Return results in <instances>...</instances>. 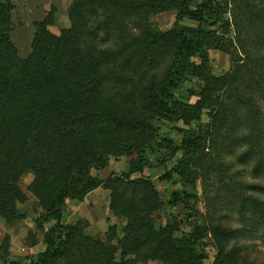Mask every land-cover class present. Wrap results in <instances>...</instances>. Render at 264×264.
Wrapping results in <instances>:
<instances>
[{
  "label": "rangeland",
  "instance_id": "374dc122",
  "mask_svg": "<svg viewBox=\"0 0 264 264\" xmlns=\"http://www.w3.org/2000/svg\"><path fill=\"white\" fill-rule=\"evenodd\" d=\"M80 1L82 6H75ZM0 2V73L10 78L0 107V264L35 262L49 230L60 234L50 264H264V222L250 210L254 201L264 203V0H191L188 7L179 6L181 11L169 9L178 4L169 0L166 10L148 14V20L154 32L173 31L161 39L155 54L139 55L134 62L127 42L143 25L135 15L125 16L122 25H103L105 11L99 18L91 16L97 5L88 0ZM70 28L81 29L80 43L74 35L70 47L60 42L48 49L47 58L69 57L78 63L84 56V74L78 66L55 69L61 77L59 92L65 88L72 94L75 88V99L67 101L75 110L58 96V140L37 136L33 123L42 119V129H50V120L44 122L40 108L38 115L33 112L40 97L23 107L25 100L7 96L15 91L25 96L20 94L25 75L35 74L30 66L21 71L14 62L32 54L37 34L58 37ZM93 44L106 51L96 60ZM64 77L74 80L64 83ZM104 96L105 103L112 97L113 113L99 100ZM186 104L193 107L188 121L172 112ZM91 105L95 120L68 123L67 113L84 115ZM218 107L221 118L215 120ZM97 121L107 129L98 138L109 140L108 150L130 145L135 151L132 156L110 154L104 167L91 168L102 183L81 200L68 199L56 227L55 220L46 218L45 197L67 182L64 161L79 164L106 147L92 143ZM70 131L76 138L74 153L73 143L65 140ZM36 140L55 146L48 161L64 170L52 169L56 180H50L48 170L30 166L33 156L19 154L21 144L31 146ZM81 145L88 148L85 154ZM137 156L144 165L130 170L129 162ZM130 181L152 183L144 184L146 193L139 188L136 200L145 205L143 216L155 222L161 250L155 242H142L135 254L131 239L123 236L127 219L120 211L133 196Z\"/></svg>",
  "mask_w": 264,
  "mask_h": 264
},
{
  "label": "trees",
  "instance_id": "16d2710c",
  "mask_svg": "<svg viewBox=\"0 0 264 264\" xmlns=\"http://www.w3.org/2000/svg\"><path fill=\"white\" fill-rule=\"evenodd\" d=\"M90 3L92 2L93 5H97V7L95 9H92L91 11H93L92 15L93 17L99 18L100 16V12L101 11H105L103 20L100 21L101 23H103V25H109V24H123V18L125 16H130V15H135L136 17L141 18L143 25H140V34L138 36L136 35H131V39L130 41H128L127 44L129 49L128 54H131V61H137L138 56H150L155 54L154 52V48H157L160 44V41L162 38L167 37L171 31L173 30H168L163 32L162 30H157V31H153L149 25L151 24V21L148 20V14L153 13V12H161L166 10V7H168V1L166 0H102L101 3L99 0H88ZM175 1V3L177 4V7H170L169 9H178V11H181L179 9V6L182 5L183 7H188L189 3L191 2V0H173ZM180 2V3H179ZM6 6L7 8H9L10 3L9 1L6 2ZM81 1L75 6H82L81 5ZM2 3L0 2V7H2ZM74 5V4H73ZM89 6L92 7V4H90ZM74 7V6H73ZM82 8V7H81ZM83 12V10H82ZM186 14H190L192 17L195 16V14L192 11L185 10ZM84 14V13H83ZM82 17V16H81ZM96 30V29H95ZM131 32H134V30H129ZM126 32V35H130V32ZM80 32L82 33L81 29H77V28H70L69 30L66 31V33L64 35H60L58 37H53L49 34V36L46 35V37H42L41 35H36L35 40H34V46H33V50H32V54L29 55L26 59L24 60H15L14 63H16L18 65V67H20V70L23 71L24 67L26 66H30V68L33 69V71L35 72L34 77H32L30 74H26L25 78H24V85L21 86L20 90H21V95H25L23 97H21L19 95V93H17V91L15 92H11L8 93L7 96L10 97H14V99L19 98L20 101L25 100V103H23V107L26 105H33V104H29L30 102H33L35 99H37V96L40 97L37 102H35V106L33 109V112L35 114H37L38 109L40 108L42 111L40 112L39 116H44L43 120L44 122H46L47 120H50V125L51 128L50 129H42V123L41 120L39 121V119H34L35 123H33V125L35 126V134L37 136L43 135L45 133V137L51 136L52 138H55L56 140H58V136L60 134V130H59V124H58V114H56V111H58L60 109V105H62L60 103V99L58 96H64L65 98L62 100V102L64 103L65 107H70L75 110L73 105H68L67 101L69 99V97H73L75 99V88L71 89L72 94L68 93L67 89H63L62 92H59L58 86L59 84H61V77L58 74V78L57 76H55V69L57 67H61V66H65L66 69H71L72 67H80V70L82 71V74H84L82 69H85V58L84 56L82 57L81 60L78 61V63H76L75 58H69L67 57L65 60H61L58 57H55V59L51 62H49L48 58H47V53H48V49L52 48L54 49L55 47L58 46V44L60 42H62V44L69 46L70 47V41L72 40L71 37L76 38L77 40V34ZM68 33L70 34V37L68 35ZM86 34H89V32H87ZM83 36V35H82ZM82 36L80 37L82 40ZM71 38V39H70ZM70 39V40H69ZM69 40V42H68ZM262 40V39H261ZM77 41H79L80 43V39H78ZM91 47L93 48L91 51V56H93L94 58L99 54V53H104L106 52L105 50H99V48L97 47L96 44L91 45ZM122 48V47H121ZM144 48L146 50H144ZM123 49V48H122ZM121 49V50H122ZM118 51H120V49H118ZM146 51V53H145ZM175 51H171V55H175L174 53ZM71 53V52H70ZM177 54V53H176ZM79 56H82L81 54ZM97 58H95L96 60ZM251 62L254 61L253 57H249L248 58ZM72 60V61H71ZM143 60V58H142ZM97 62V61H96ZM250 62V63H251ZM97 63H95L96 66ZM173 67L177 68V66L174 64L173 60H171L170 63ZM82 68V69H81ZM53 69L51 71V73H47L48 70ZM194 69H198V68H194ZM73 70H70L68 74L72 75L73 74ZM5 74V73H4ZM3 73H0V107L3 106V97L4 95H6L7 93V87H8V83L10 78L8 79ZM33 74V73H31ZM199 74V73H198ZM202 74V73H200ZM41 75H44V77H41ZM203 76V75H201ZM41 78L38 79V78ZM90 77V75H88V78ZM87 78V80H88ZM72 80L74 79H70V77H64L63 78V82L64 83H70L72 82ZM96 84L98 87L101 86L99 80L96 79ZM121 84V83H119ZM175 80L170 81V85L174 86ZM48 87H45V86ZM37 89V91L35 92V95L33 94V90ZM101 92V91H99ZM80 96H84V93H80ZM41 96H44L41 98ZM166 96L171 97L172 95L170 93H166ZM53 99H48V98H52ZM106 98L107 96H104L102 98H100L99 100H102L104 103L106 102ZM98 100V101H99ZM112 97L111 99H109L108 103H105L106 107L109 106L108 110H111L112 113L114 112V107H112L111 105L112 103ZM153 103H155V100H152ZM159 102H164L162 100H160ZM103 103V104H104ZM75 105V104H74ZM158 105V104H157ZM64 107V108H65ZM191 106L189 105H183L182 107H177L174 108L175 110L172 111L174 113H177V117L184 119L186 121H188L191 117H192V112H193V107L191 109H189ZM67 108V109H70ZM95 108V105H91L90 109H86L85 110V114L84 115H79L76 116L74 113L76 111H74L73 113V109H72V113L74 114V116H69L67 113V120L68 123H77L78 119H85L86 118H90L93 117V120H95L96 115L94 116H90L92 113V109ZM66 109V108H65ZM7 109H5L6 111ZM90 110V111H88ZM219 111L220 108L218 107L217 111L214 113V119L215 120H219L221 118V115L219 116ZM252 112L254 114V110L252 109ZM15 113L12 114V117ZM121 111H118L115 113L116 117L120 116ZM257 114V113H256ZM38 115V114H37ZM123 115V114H122ZM128 115H130V117H134L132 116L131 113H128ZM124 117V116H122ZM39 118V117H38ZM1 119H3V116H1ZM255 119V118H254ZM103 120V119H102ZM97 128L95 127V129L93 128V136L94 140L92 141V143L94 144V146L97 148V146L99 145L100 141L102 142V144H104L105 146L107 145V143L109 142V140H105V139H99V135L101 133H105L104 131H106L107 129L105 128V124L103 123V121H97ZM88 127V126H86ZM106 127H108L107 123H106ZM14 132H18L17 130H14ZM67 132V131H65ZM245 132V130H244ZM13 133V134H15ZM66 134V133H64ZM4 137L8 136V135H3ZM98 139V140H97ZM67 142H71L73 143V153L76 151V138L74 137V134L72 131H70V133L66 134V139ZM32 146V147H31ZM31 146H26V144H21L19 147L21 149H23L19 154H25L26 156L30 157L33 156L34 158V162H32V164H30V166H32L33 168H35V170L38 171H45L48 170L49 173L48 174L50 177V180H52L51 178L56 177V175L58 173H54L52 171V169L54 171H58L62 174H64V170L61 168L62 165L66 166V174L65 176V181H67L64 185V187H58L56 185V191L54 192L52 189V192L49 193V195H47L45 197V201H44V207L46 208V218L47 220H55L57 223L56 227H59L60 224V220L62 217L63 212L65 211V207L67 204V200L68 199H78L81 200L84 198V196L93 188L97 187L98 185H100V183H102V181L99 179L98 176L93 175L90 172L91 168H101L105 166V163L107 162V157L108 155H113L114 157L117 156H132V154L134 153L135 149L134 147H115V149L113 150H108L107 146L103 149L100 150L99 152H95L93 154H91L88 157H82L83 161H81L79 164H76L75 161H72L71 164L68 161H64L62 163V165L58 162H56L55 160L49 162L48 159L51 157L50 154L53 155L55 146H49V145H45L42 142H38V140L35 141V143ZM25 148V149H24ZM81 150H82V154H85L86 150H88V148L86 147V145H81ZM70 161V160H69ZM143 166L144 164L141 163L139 157L137 156L134 159H131L129 162V169L133 170L134 167H139V166ZM137 168H135L134 170H136ZM129 183H131L132 189H133V196L129 199L126 200V206L124 207L123 210L121 209L120 212H122L121 215L126 217V221L127 224L124 228L125 233L123 236H126L127 238L131 239V244L133 246V253H135V250L138 247H143L142 242H155L157 244L156 249L161 250V247L163 245V240L158 239V235H157V231L154 228V224L155 222H153L152 219H149L147 216H143L144 214V206H142V203H140L139 205H137L138 201L136 200V195L137 197L140 194V190L139 188L144 191L145 193L147 191L143 190V186L144 184L149 186L148 184H152L150 181H134L133 183L130 181ZM127 186V185H125ZM130 187V186H128ZM61 188V189H60ZM131 188V187H130ZM152 192V190H150ZM175 195L178 196V193L175 192ZM153 197L156 199H154L155 201H153L156 205L158 204V199L156 198V191H153ZM2 197V193H0V199ZM122 199H125L124 194L122 196ZM142 201V200H141ZM140 201V202H141ZM255 204H253L250 207V210L255 214L254 216H256L257 221H263L264 222V203L263 201H254ZM145 204V202H143ZM147 204H149V200L147 199L146 201ZM119 205V204H118ZM142 206V207H141ZM158 206V205H157ZM129 211V212H127ZM56 233V236H55ZM59 237L60 234L57 232V230H55L54 232H52L51 230H49L46 234V247L45 250L41 253H39L37 255L36 261L35 262H30L29 264H50V262L52 261L53 257L56 254L57 251V246L59 244ZM156 237V239H155ZM125 240V237L123 238ZM172 249H174L172 246L169 249V251H171ZM136 254V253H135Z\"/></svg>",
  "mask_w": 264,
  "mask_h": 264
}]
</instances>
